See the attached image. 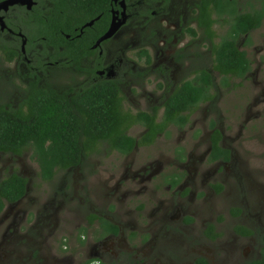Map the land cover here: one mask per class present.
Listing matches in <instances>:
<instances>
[{
    "label": "flooded vegetation",
    "instance_id": "af4514ba",
    "mask_svg": "<svg viewBox=\"0 0 264 264\" xmlns=\"http://www.w3.org/2000/svg\"><path fill=\"white\" fill-rule=\"evenodd\" d=\"M47 7V0H33L30 8L15 5L0 13L5 24L4 29L0 24V43L11 49L17 74L13 76L11 67V77L25 83L11 109L19 110L32 95V87L71 94L81 86L112 83L121 90L124 109L123 89L142 88L152 80L159 93L156 102L150 100L148 108L130 113L152 115L153 126L164 128L128 153L107 141L87 145L80 163L55 170L53 179L62 171L61 183L56 189L47 186L48 197L32 221L22 205L30 195L32 178L24 166L10 167L6 176L5 167H0V183L14 175L26 181L23 197L5 202L0 211V264H11V246L21 248L24 244L17 238L33 233L40 223L44 228L52 225L49 235L62 234L64 250L77 239L85 254L83 264H264V174L251 164L255 152L263 150L261 161L264 157V68L261 62L254 69L251 58L252 51L264 55V40L251 51L252 35L264 26V0H109L103 13L72 34L61 35L66 45L50 44L39 31L36 19L46 15ZM238 13L262 15L260 27L236 34ZM113 20L123 23L100 42ZM143 29L146 34L138 41L129 37L143 34ZM224 39L235 40L248 60L241 75L220 72L218 51ZM56 72L75 75L71 81L75 82L66 87L54 84ZM204 75L210 79L206 84ZM186 84L195 87V95L189 97L195 105L169 115L185 118L184 124L166 122L165 105L185 93ZM246 93L258 94L255 107L261 111L252 112L250 107L243 121ZM134 128L136 137L130 135ZM148 131L146 124L139 123L125 133L140 140ZM160 139H167V158L156 148ZM251 141H258L254 151L248 148ZM27 152L41 174L39 156L32 149ZM0 155L18 162L23 154ZM111 156H116L114 161ZM84 168L89 173L80 172L81 179L90 186L83 183L81 188L90 199L88 205L78 204L87 208L83 217L70 203L79 195L76 176ZM105 174L109 181L97 183L108 201L102 208L91 195L96 194L94 182ZM130 199L137 203L123 214ZM32 200L35 204L39 199ZM68 231H76L77 236ZM41 262L48 263V257Z\"/></svg>",
    "mask_w": 264,
    "mask_h": 264
},
{
    "label": "trees",
    "instance_id": "16d2710c",
    "mask_svg": "<svg viewBox=\"0 0 264 264\" xmlns=\"http://www.w3.org/2000/svg\"><path fill=\"white\" fill-rule=\"evenodd\" d=\"M47 3L46 15L36 19L39 31L44 33L50 44L66 45L67 41L61 35L72 34L74 28L103 13L109 0H47ZM236 17V34L257 29L262 19V15L258 14L246 16L238 13ZM8 58L11 60V52ZM218 60L220 72L225 75H241L243 66H248V60L238 51L235 40L222 41ZM207 80L210 79L204 75L205 84ZM184 87L185 93L176 94L165 105L166 122L168 119L171 123L184 124L185 118H171L169 115L176 111H188L195 105L189 99L192 93L195 95V87L189 84ZM70 92L58 94L32 87V95L25 99L19 110L1 105L0 153L22 155L32 149L39 156L40 176L52 180L56 169H67L80 163L79 155L85 154V147L89 144L107 141L128 153L137 144L153 140L158 132H163L164 126H153L152 115L142 112L133 115L125 111L121 90L114 83L81 86ZM74 113L80 115L77 117ZM139 123L146 124L148 133L140 140L127 136L125 131ZM25 185L26 181L16 175L0 183V211L5 202L23 197Z\"/></svg>",
    "mask_w": 264,
    "mask_h": 264
},
{
    "label": "rangeland",
    "instance_id": "374dc122",
    "mask_svg": "<svg viewBox=\"0 0 264 264\" xmlns=\"http://www.w3.org/2000/svg\"><path fill=\"white\" fill-rule=\"evenodd\" d=\"M19 16H22L21 14ZM143 34L140 32L138 35L135 33L129 35L130 38L135 39L138 41L143 35L146 34V30H141ZM128 38V41H130V38ZM254 40L253 47L251 49L255 50L254 47H261V43H263L264 40V26L261 27L258 31H256L251 38V42ZM149 49H152V47H149ZM151 51V50H149ZM11 52V49L8 48V46H5V44L0 43V105H10L12 106V102H16L15 99H20L21 93L24 91L25 88V83L18 79V78H13L11 77V67H12V72L13 76L16 77L17 74L14 71V63H11V60L8 58V53ZM261 55V53H260ZM256 51H252L251 53V58L255 61L254 63V69H256L259 65V63L262 62L263 68H264V55L260 56ZM264 75V69L262 70V76ZM75 75L71 73H59L56 72L54 77L52 78L51 82H56L59 83L60 87H66L68 85L73 84L74 82H71L75 80ZM181 78L178 80L180 81ZM79 81L80 78H79ZM154 91H155V96H154ZM124 109L125 111L129 112H137L142 109H146L149 106V101L151 100L152 102H156L157 97L159 96V93L157 92V88H154V84L152 80H149L148 85L146 86L145 84L143 85L142 88L138 86H133L131 90L124 88ZM247 94V93H246ZM255 95L258 94H253V93H248L247 94V112L246 115L242 118L243 121L248 117L249 115V110L251 107L252 112H259L261 111V107L258 108L255 107ZM231 103H229V108H230ZM255 108V109H254ZM252 114V113H251ZM255 123H258V120H255ZM140 133V131H139ZM130 135L133 137H136L137 134V129L134 128L131 132ZM253 134L250 133L248 136H251ZM252 138V136H251ZM258 141H251L250 145H248V148L252 151H254ZM156 143V148L161 150V153L163 155H166L167 158V139L166 141L164 140H158ZM171 151L173 149H170ZM258 151V149H257ZM263 151V150H261ZM258 151L255 152L258 154L255 158H252L251 164L254 166L253 168L255 169H260V172L262 171L264 174V164L261 163L262 161L264 162V157L261 158L259 154L262 152ZM147 152L145 150L143 153ZM264 153V152H263ZM116 156H111V159L114 161ZM31 161V163L29 162ZM121 161V160H118ZM11 162V164H8ZM104 162V161H103ZM24 164V165H22ZM27 165L30 167H33L32 169L28 168ZM14 166L15 169H21V166H24V168L27 170V177L32 178V187L30 191L29 197L25 200L24 203H22L24 210L28 211L27 219L29 221L35 220L34 213L37 211H40L42 208V203L47 199L48 194L47 192V186L49 188H57V185L59 186L61 183V177L63 174L61 172H57L55 178L53 181H43L39 176V168L38 164L36 163L35 159H33L29 152L25 153L22 155L20 160L18 162L15 161H10L9 156L6 155H0V167H5V176L8 175L10 167ZM253 171V170H252ZM257 171V170H256ZM38 172V174H37ZM89 173L86 168L82 169L79 171V173L76 176V185H77V194L79 192V195L76 196L75 200L70 203L71 207L74 209L75 213H77V216L83 214V217L86 215V209L78 206L80 202H84L83 204H87L89 202L88 198H85L86 196V190H83L81 187L83 186V183L87 185L88 187L90 186V183L88 184L86 181H83L81 179V173ZM254 173V172H253ZM256 173V172H255ZM257 174V173H256ZM39 175V176H38ZM110 179V176L108 174L102 175L100 178L97 179V182L95 181V195H91L92 200L96 203L97 206L99 207H104V204H107L108 201L104 199V189H99V186L97 185L101 183L102 180L107 183ZM68 180L70 183L72 182V177L71 175L68 177ZM46 193V194H45ZM37 198L39 199L37 203H32L34 202L32 198ZM59 199L61 197L59 196ZM85 200V201H83ZM69 202V201H67ZM114 202V201H113ZM132 203H137L135 199H130L129 205L126 209L123 210V214L130 209H133L135 206L131 205ZM82 206V205H81ZM79 213V214H78ZM125 216V215H124ZM119 217V216H118ZM127 218L122 216V220H126ZM45 225L43 223H40L39 227L33 230V233H28L26 237H21L22 239L19 240L17 238V241L22 242L25 247L23 248L24 245L21 246V248H17L14 245L11 246V264H14L15 258L17 256L18 251H20L22 248V253L20 258L17 260L18 264H44L43 262L40 263V259H43L44 256L48 257V263L46 264H58L59 262H63L64 264H83L85 261V254L84 251H81L82 245L77 239L70 240V245L68 250L63 249L62 245V234L56 235L55 233L53 235H49V230H52L53 227L52 225L44 228ZM22 230L24 233L26 232L27 228L26 226L22 227ZM39 231V234L37 232ZM73 236L76 235V231L71 232ZM68 232L66 233L68 235ZM69 236V235H68ZM33 237V238H32ZM72 238L71 236H69ZM32 240L30 241V239ZM48 240V241H45ZM31 242H33V246H31Z\"/></svg>",
    "mask_w": 264,
    "mask_h": 264
},
{
    "label": "water",
    "instance_id": "95a60500",
    "mask_svg": "<svg viewBox=\"0 0 264 264\" xmlns=\"http://www.w3.org/2000/svg\"><path fill=\"white\" fill-rule=\"evenodd\" d=\"M33 4V0H5L3 2L0 3V13L2 11H8L9 8L11 6H15V5H22V6H28L29 8L31 7V5ZM123 22H116L115 20H113L110 29L108 30V32L100 39V42L103 40L108 39L109 37H111L113 34H115V32L118 30L119 26L122 24ZM0 24H2V28H5V24L3 22V17L0 15ZM89 25H92L89 24ZM88 26V25H87Z\"/></svg>",
    "mask_w": 264,
    "mask_h": 264
}]
</instances>
